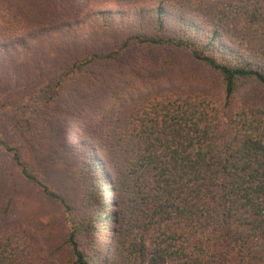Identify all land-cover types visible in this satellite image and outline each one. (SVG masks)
Masks as SVG:
<instances>
[{
    "label": "trees",
    "instance_id": "obj_1",
    "mask_svg": "<svg viewBox=\"0 0 264 264\" xmlns=\"http://www.w3.org/2000/svg\"><path fill=\"white\" fill-rule=\"evenodd\" d=\"M0 84V264H264V0H0Z\"/></svg>",
    "mask_w": 264,
    "mask_h": 264
},
{
    "label": "rangeland",
    "instance_id": "obj_2",
    "mask_svg": "<svg viewBox=\"0 0 264 264\" xmlns=\"http://www.w3.org/2000/svg\"><path fill=\"white\" fill-rule=\"evenodd\" d=\"M83 48H80L79 50H82ZM87 49V47H86ZM57 52V51H56ZM71 52H73V50L70 49H65V52H61L58 51L57 53H53L52 55L55 57V59L57 60H62V56L64 58H66V56L68 54H70ZM147 55L153 59H161L162 58V52L161 51H156V50H152V51H148ZM127 58H125V61L123 60L121 63L118 64H112L110 66H105L104 68L100 69V72L98 71V73L94 74L93 76L95 78L97 77H105V76H109L110 78H114V76L121 72V73H126L128 70V58H130L128 55L126 56ZM98 70V68L96 69V71ZM89 82H92L91 80ZM1 85V84H0ZM188 86L191 85L189 83H185V82H174L172 80H160V81H156L153 83H149L146 86H143L141 89L127 95L124 96V98H122L121 100H118L116 103H114L113 107H112V111L114 112L116 109L122 107L123 105L127 104V103H131L134 99H136L137 97L147 94L149 92L152 91H156L159 89H164L170 86ZM193 86L195 87H202L203 85L201 84H194ZM211 87H213V85H210ZM83 98L80 101L81 103L85 104L87 102V99L83 102ZM97 101H100V96H96L95 98H93V101L90 102L89 107L94 108L97 105ZM73 118V112H70L69 117L66 119V124H70L71 119ZM4 128L5 130L8 131V133H13L11 126L7 123L4 124ZM4 134L1 133V135ZM58 135V132L56 130L53 129V126H50V129L48 131L45 132V136L46 138H54L55 136ZM39 141V139L37 140ZM6 177L3 175L2 172H0V184H10V182H8L6 179ZM106 187H103V194L105 197L107 198H111L106 192L105 189Z\"/></svg>",
    "mask_w": 264,
    "mask_h": 264
}]
</instances>
